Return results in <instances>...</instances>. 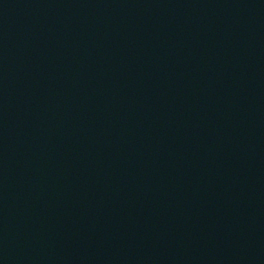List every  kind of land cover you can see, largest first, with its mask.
Returning a JSON list of instances; mask_svg holds the SVG:
<instances>
[{
  "label": "water",
  "instance_id": "water-1",
  "mask_svg": "<svg viewBox=\"0 0 264 264\" xmlns=\"http://www.w3.org/2000/svg\"><path fill=\"white\" fill-rule=\"evenodd\" d=\"M0 264H264V0H0Z\"/></svg>",
  "mask_w": 264,
  "mask_h": 264
}]
</instances>
